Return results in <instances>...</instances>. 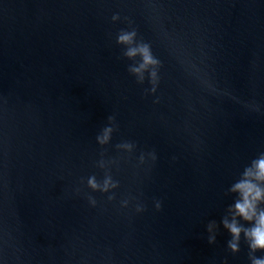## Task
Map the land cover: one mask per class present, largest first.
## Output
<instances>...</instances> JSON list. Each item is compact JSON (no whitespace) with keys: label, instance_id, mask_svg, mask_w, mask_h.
I'll use <instances>...</instances> for the list:
<instances>
[{"label":"water","instance_id":"1","mask_svg":"<svg viewBox=\"0 0 264 264\" xmlns=\"http://www.w3.org/2000/svg\"><path fill=\"white\" fill-rule=\"evenodd\" d=\"M0 264H264V0H0Z\"/></svg>","mask_w":264,"mask_h":264}]
</instances>
